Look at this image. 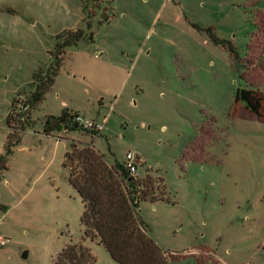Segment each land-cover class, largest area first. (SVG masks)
<instances>
[{
  "label": "rangeland",
  "instance_id": "374dc122",
  "mask_svg": "<svg viewBox=\"0 0 264 264\" xmlns=\"http://www.w3.org/2000/svg\"><path fill=\"white\" fill-rule=\"evenodd\" d=\"M73 31L83 39L64 46ZM57 58L8 146L13 101ZM239 89L264 94V0H0V264H56L68 244L116 264L84 238L71 142L113 165L133 155L164 194L138 212L168 264H264V108L257 121ZM64 115L103 131L47 132Z\"/></svg>",
  "mask_w": 264,
  "mask_h": 264
},
{
  "label": "trees",
  "instance_id": "16d2710c",
  "mask_svg": "<svg viewBox=\"0 0 264 264\" xmlns=\"http://www.w3.org/2000/svg\"><path fill=\"white\" fill-rule=\"evenodd\" d=\"M64 46L75 45L83 39L80 31L68 32ZM61 61L56 59L47 72L38 70L33 75L31 91L23 101L15 99L7 119L8 146L19 141L20 132L27 127L34 106L51 89L59 72ZM235 103L261 121L264 94L259 91L239 89ZM72 116L64 115L48 124L47 132L54 129H69ZM90 133L93 136L99 134ZM63 167L67 181L78 194L84 206L81 224L84 238L97 241L116 264H168L170 255L152 238L148 227L140 220L138 205L141 200H163L154 182L146 177L139 180L129 175L125 164H110L92 144L71 142L64 155ZM93 257L88 249L68 244L57 256L56 264H91Z\"/></svg>",
  "mask_w": 264,
  "mask_h": 264
},
{
  "label": "built area",
  "instance_id": "2783aa9c",
  "mask_svg": "<svg viewBox=\"0 0 264 264\" xmlns=\"http://www.w3.org/2000/svg\"><path fill=\"white\" fill-rule=\"evenodd\" d=\"M21 102L23 101V98L20 99ZM73 122L80 127L83 130L100 134L103 130L104 123H97V122H92V121H85L82 117L80 116H75L73 118ZM125 167L129 173L130 176L136 177V172H137V162L133 155L131 153H128L125 158ZM4 243V239L0 236V245Z\"/></svg>",
  "mask_w": 264,
  "mask_h": 264
},
{
  "label": "water",
  "instance_id": "95a60500",
  "mask_svg": "<svg viewBox=\"0 0 264 264\" xmlns=\"http://www.w3.org/2000/svg\"><path fill=\"white\" fill-rule=\"evenodd\" d=\"M26 257H27V253H24V254H23V258H26Z\"/></svg>",
  "mask_w": 264,
  "mask_h": 264
},
{
  "label": "crops",
  "instance_id": "0c3cea01",
  "mask_svg": "<svg viewBox=\"0 0 264 264\" xmlns=\"http://www.w3.org/2000/svg\"><path fill=\"white\" fill-rule=\"evenodd\" d=\"M104 128V127H103ZM64 130H67L66 128L64 129ZM103 131V130H102ZM136 174H137V172H136Z\"/></svg>",
  "mask_w": 264,
  "mask_h": 264
}]
</instances>
